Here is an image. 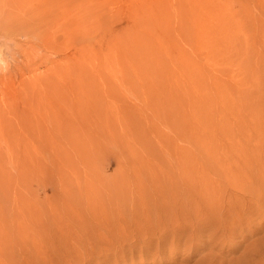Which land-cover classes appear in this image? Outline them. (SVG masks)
<instances>
[{"label":"rangeland","instance_id":"obj_1","mask_svg":"<svg viewBox=\"0 0 264 264\" xmlns=\"http://www.w3.org/2000/svg\"><path fill=\"white\" fill-rule=\"evenodd\" d=\"M262 133L264 0H0V264H259L264 212L136 227Z\"/></svg>","mask_w":264,"mask_h":264},{"label":"bare ground","instance_id":"obj_2","mask_svg":"<svg viewBox=\"0 0 264 264\" xmlns=\"http://www.w3.org/2000/svg\"><path fill=\"white\" fill-rule=\"evenodd\" d=\"M245 138L248 140L245 143L252 141L251 134ZM257 139L258 146H253L240 153V155L244 156L240 163H231L227 166L215 164L214 175H216V183L212 184V187L205 193L200 194V197H198L199 194L196 195L186 189L184 193L186 194L185 207L181 208L179 212L167 211L172 206V203L170 199H166L164 202L150 208L154 215L150 212L146 216L156 218L152 219L153 221L150 220V224L146 222L147 226L143 225L145 226L144 228L138 224V227L140 226L141 228L136 227V229L138 231L147 229L145 233L147 232L149 238H152V236L158 235V233L155 234L156 231L163 233L166 228H169V231L158 236L157 244L163 247L164 244L161 243V240L163 235L168 233L172 237L171 245L178 248L181 246L179 233L183 230V226H179L180 222L192 224V221L188 220L190 215L186 210L187 207L195 211V221L199 223L200 230L203 228V224L205 229L210 230L208 240L210 242L207 243L209 246L218 237L221 239L233 237L234 234H229L225 237V226L232 220L237 224L244 219L249 220L250 217L258 216L264 212V134L262 133ZM246 197H249L247 202L245 200ZM180 214L181 216L179 217ZM263 224L264 222L260 223L259 228H263ZM124 231L126 232L127 230L125 229ZM218 232L219 234L217 235ZM193 241L191 240V242ZM259 245L257 244L258 247ZM213 258L214 256L209 255L199 264H215ZM258 260L259 264H264L263 248L260 249Z\"/></svg>","mask_w":264,"mask_h":264}]
</instances>
